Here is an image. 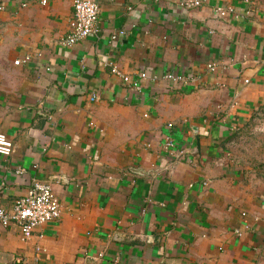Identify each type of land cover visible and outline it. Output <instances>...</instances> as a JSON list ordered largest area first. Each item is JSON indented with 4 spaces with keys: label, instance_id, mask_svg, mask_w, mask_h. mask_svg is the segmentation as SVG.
Here are the masks:
<instances>
[{
    "label": "crops",
    "instance_id": "1",
    "mask_svg": "<svg viewBox=\"0 0 264 264\" xmlns=\"http://www.w3.org/2000/svg\"><path fill=\"white\" fill-rule=\"evenodd\" d=\"M22 1L0 0V207L36 179L61 213L25 241L0 224V262L264 264V170L231 153L264 112V0H95L71 46L74 0Z\"/></svg>",
    "mask_w": 264,
    "mask_h": 264
},
{
    "label": "built area",
    "instance_id": "2",
    "mask_svg": "<svg viewBox=\"0 0 264 264\" xmlns=\"http://www.w3.org/2000/svg\"><path fill=\"white\" fill-rule=\"evenodd\" d=\"M249 3V0H243ZM42 4L46 0H40ZM200 0H187L185 5L187 7L200 5ZM21 6H26V1L21 2ZM3 9V6H0ZM232 7L218 6L214 9V14L218 17H224L228 14H234ZM249 13V11H246ZM99 5L95 0H74L72 16L69 19L68 33L62 38L61 43L66 46H71L80 42L89 35L96 34L99 31L98 27ZM235 16H237L235 14ZM124 31H119L123 34ZM116 34L112 35V39L116 38ZM19 60L15 61L18 64ZM110 65V72L122 78L124 82L130 83L133 87L138 88V81L147 76L146 71L138 73V81L132 79L130 75L123 74L116 66ZM207 67L211 70L214 69L215 63H210ZM164 78L173 81L182 80L183 76L166 73ZM172 124L168 123L167 127L171 128ZM164 147L168 151L169 156L173 160L180 159L184 154V149L176 145L175 141L165 136ZM13 150L11 140L4 134L0 133V154L10 155ZM22 173L21 169L17 170ZM61 213L60 202L53 192L49 183L40 180H32L27 189V192L22 197L14 200L11 208L7 209L0 207V224L7 226L10 223L18 225L21 232V239L28 240L32 235L35 227L42 225L45 222L59 218ZM239 234V233H238ZM0 264H31L22 257H16L10 262H0Z\"/></svg>",
    "mask_w": 264,
    "mask_h": 264
},
{
    "label": "rangeland",
    "instance_id": "3",
    "mask_svg": "<svg viewBox=\"0 0 264 264\" xmlns=\"http://www.w3.org/2000/svg\"><path fill=\"white\" fill-rule=\"evenodd\" d=\"M231 153L243 166L264 170V112L233 139Z\"/></svg>",
    "mask_w": 264,
    "mask_h": 264
}]
</instances>
